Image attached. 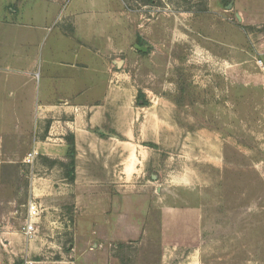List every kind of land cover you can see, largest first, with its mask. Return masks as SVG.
Listing matches in <instances>:
<instances>
[{"label": "crops", "instance_id": "0c3cea01", "mask_svg": "<svg viewBox=\"0 0 264 264\" xmlns=\"http://www.w3.org/2000/svg\"><path fill=\"white\" fill-rule=\"evenodd\" d=\"M211 5H226L246 29L264 28V0ZM138 26L123 0H0V175L27 164L35 149L30 192L44 207L29 238L27 217L13 226L10 202L1 205L0 264H26L32 255L34 264H111V251L148 225L131 222L137 206L119 207L122 192L138 190L156 143L153 107L142 104L132 79ZM259 195L252 204L243 194L236 216L220 217L207 200L182 204L177 215L164 203L150 224L176 240L169 253L177 250L178 264H264Z\"/></svg>", "mask_w": 264, "mask_h": 264}, {"label": "rangeland", "instance_id": "374dc122", "mask_svg": "<svg viewBox=\"0 0 264 264\" xmlns=\"http://www.w3.org/2000/svg\"><path fill=\"white\" fill-rule=\"evenodd\" d=\"M123 4L139 25L138 42L149 45L132 79L153 107L156 143H149L154 159L138 177V190L122 192L119 205L121 212L138 207L131 222L139 228L144 218L149 223L111 251V264H178L177 250L169 253L176 240L164 239L150 224L162 204L174 206L177 215L182 204L207 200L212 209L217 202L224 217L241 214L243 194L252 204L259 194L264 199V70L256 63L264 52V28L246 29L226 5L216 11L211 0ZM34 165L16 164L0 175V215L7 210L1 205L10 202L13 226L28 215ZM186 247L189 252L194 242Z\"/></svg>", "mask_w": 264, "mask_h": 264}, {"label": "built area", "instance_id": "2783aa9c", "mask_svg": "<svg viewBox=\"0 0 264 264\" xmlns=\"http://www.w3.org/2000/svg\"><path fill=\"white\" fill-rule=\"evenodd\" d=\"M257 65L264 70V52L261 54V58L256 60ZM38 153L36 150L28 153L25 162L27 164H33L36 160ZM44 213V207L35 199H32L28 205V216L26 223L22 227V232L29 238H32L37 229L38 219L42 217ZM26 264H34L33 261H26Z\"/></svg>", "mask_w": 264, "mask_h": 264}, {"label": "trees", "instance_id": "16d2710c", "mask_svg": "<svg viewBox=\"0 0 264 264\" xmlns=\"http://www.w3.org/2000/svg\"><path fill=\"white\" fill-rule=\"evenodd\" d=\"M152 1V0H151ZM139 43L140 44H143L141 40H139ZM140 99H144L145 96L142 94V93H139V96H138ZM143 105H148V101L144 100ZM68 143H69V146H70V153H69V157L71 158L72 162L74 163L75 161V155H76V145H75V140H74V137H70L68 138ZM69 177L70 179L73 181L75 179V174L71 173L69 174ZM118 246H125L123 243H120L118 244Z\"/></svg>", "mask_w": 264, "mask_h": 264}, {"label": "water", "instance_id": "95a60500", "mask_svg": "<svg viewBox=\"0 0 264 264\" xmlns=\"http://www.w3.org/2000/svg\"><path fill=\"white\" fill-rule=\"evenodd\" d=\"M231 8V7H229ZM237 17L239 20H241L240 16L237 14ZM135 48L140 51V52H143V53H147L149 51V45H144V44H136L135 45Z\"/></svg>", "mask_w": 264, "mask_h": 264}]
</instances>
